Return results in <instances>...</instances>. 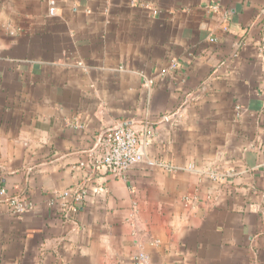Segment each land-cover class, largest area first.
<instances>
[{
  "label": "crops",
  "instance_id": "obj_1",
  "mask_svg": "<svg viewBox=\"0 0 264 264\" xmlns=\"http://www.w3.org/2000/svg\"><path fill=\"white\" fill-rule=\"evenodd\" d=\"M119 124L122 177L95 168ZM140 254L264 264V0H0V264Z\"/></svg>",
  "mask_w": 264,
  "mask_h": 264
},
{
  "label": "built area",
  "instance_id": "obj_2",
  "mask_svg": "<svg viewBox=\"0 0 264 264\" xmlns=\"http://www.w3.org/2000/svg\"><path fill=\"white\" fill-rule=\"evenodd\" d=\"M49 14H54V9H49ZM76 68H83L81 62H75ZM146 137H150L152 129L146 128L143 132ZM104 150L95 159V168L103 169L109 174L122 177L129 169L141 163L142 156L138 146V135L134 130L124 127L105 134L100 141ZM63 199H71L78 204L86 197L85 190H68L62 193ZM11 209L15 213H22L27 208L18 199L9 201ZM136 264H146L147 257L143 254L135 258Z\"/></svg>",
  "mask_w": 264,
  "mask_h": 264
},
{
  "label": "water",
  "instance_id": "obj_3",
  "mask_svg": "<svg viewBox=\"0 0 264 264\" xmlns=\"http://www.w3.org/2000/svg\"><path fill=\"white\" fill-rule=\"evenodd\" d=\"M127 125H128V124H119V125H116V126H114V127H112V128H109V129L103 131V132L100 134L99 141L102 140V138H103V136H104L105 134H107V133H109V132H112V131H115V130L120 129V128H124V127H126Z\"/></svg>",
  "mask_w": 264,
  "mask_h": 264
}]
</instances>
